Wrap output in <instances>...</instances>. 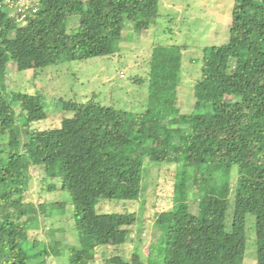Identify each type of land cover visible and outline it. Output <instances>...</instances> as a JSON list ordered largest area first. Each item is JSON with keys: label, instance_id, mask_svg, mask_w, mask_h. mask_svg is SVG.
Here are the masks:
<instances>
[{"label": "trees", "instance_id": "obj_1", "mask_svg": "<svg viewBox=\"0 0 264 264\" xmlns=\"http://www.w3.org/2000/svg\"><path fill=\"white\" fill-rule=\"evenodd\" d=\"M2 1L0 264H46V257L61 256L56 239L41 253L27 247L38 222L34 206L25 202L31 167L59 179L71 196L79 248L67 247L68 264H92L99 249L124 245L138 220L130 211L99 213L97 205L102 199L139 200L148 160L177 170L173 205L155 214L160 239L147 264H243L248 215L255 217L257 264H264V0H234L228 42L204 49L192 113L178 106L182 48L157 46L144 112L69 101L64 108L74 115L46 130L29 127L47 117L44 102L40 94L9 90V63L25 71L119 53L125 22L137 33L148 30L160 1L41 0L36 17L25 23L11 18ZM74 16L78 28L70 33ZM14 106L27 126L17 123ZM234 166L238 179L228 224ZM52 206L64 211L63 203ZM107 261L123 262L120 256Z\"/></svg>", "mask_w": 264, "mask_h": 264}, {"label": "rangeland", "instance_id": "obj_2", "mask_svg": "<svg viewBox=\"0 0 264 264\" xmlns=\"http://www.w3.org/2000/svg\"><path fill=\"white\" fill-rule=\"evenodd\" d=\"M159 16L148 30L137 33L130 21L125 22L120 52L85 60L63 61L41 69L18 71L12 62L8 65L9 90L40 94L47 117L29 124L31 129L46 130L61 126L63 118L74 115L64 103H83L94 100L105 106L134 113L144 112L148 104L149 73L152 51L157 46L177 45L182 48L181 86L178 88V106L184 114L194 111V87L200 79L204 49L228 42L232 24L234 0H159ZM78 17H71L68 31L78 28ZM17 123L27 126L26 120L14 106ZM24 140L26 138L24 137ZM176 165H159L146 161L143 170L142 192L139 200L102 199L96 209L99 213L135 212L137 224L132 237L121 246L98 250L92 264H109L108 259L122 257L120 264H147L150 247L160 239L155 227V214L169 210L173 205V186ZM193 169H190V176ZM237 167L232 169V191L228 224L234 207L237 185ZM191 183V179H189ZM54 187V189H49ZM71 196L61 190L59 179H50L41 166L31 167L30 180L25 191V202L34 206L37 225L29 232L32 254L48 248L53 239L61 242V256L46 257V264H68V246L79 248L71 215ZM193 201V199H192ZM63 203L59 212L52 204ZM41 205L46 209L42 212ZM195 204L192 210L196 211ZM33 241H37L34 243ZM243 264H257L255 217L247 216V246Z\"/></svg>", "mask_w": 264, "mask_h": 264}, {"label": "built area", "instance_id": "obj_3", "mask_svg": "<svg viewBox=\"0 0 264 264\" xmlns=\"http://www.w3.org/2000/svg\"><path fill=\"white\" fill-rule=\"evenodd\" d=\"M41 0H3L2 6L17 23H25L36 17Z\"/></svg>", "mask_w": 264, "mask_h": 264}]
</instances>
